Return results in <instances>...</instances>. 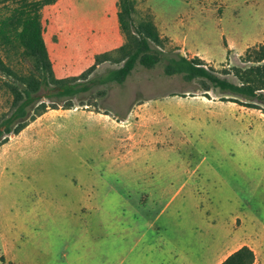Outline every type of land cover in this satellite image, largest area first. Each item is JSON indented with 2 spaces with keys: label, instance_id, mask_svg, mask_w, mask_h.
I'll return each mask as SVG.
<instances>
[{
  "label": "rangeland",
  "instance_id": "374dc122",
  "mask_svg": "<svg viewBox=\"0 0 264 264\" xmlns=\"http://www.w3.org/2000/svg\"><path fill=\"white\" fill-rule=\"evenodd\" d=\"M136 2L142 14L154 16L172 48L201 58L220 76L225 68L249 67L242 61L246 51L264 45V0ZM118 12L119 0H59L44 8V34L58 77L83 82L96 65L95 74L120 67L97 64L100 55L125 43ZM2 55L23 68L16 56ZM208 94L199 81L166 77L161 66L137 67L123 85L79 94L69 110L41 91L40 101L59 107L36 119L47 146L22 159V173L0 161V264H13L8 211L39 204L46 207V222L35 224L36 234L20 253L30 264H140L142 251L157 253L144 264H204L205 249L211 264H218L246 243L264 264V196L252 197L246 180L250 145L264 139V106L248 108L223 101L219 91ZM11 103L0 76V122ZM56 122L72 130L63 143L55 141L61 134ZM34 136L11 134L8 141L25 143ZM110 152L114 158L155 152L162 175L138 167L115 172ZM152 187L159 195L148 194ZM90 207L100 209L89 216ZM126 207L167 208L150 225ZM237 208L255 218L244 219Z\"/></svg>",
  "mask_w": 264,
  "mask_h": 264
},
{
  "label": "trees",
  "instance_id": "16d2710c",
  "mask_svg": "<svg viewBox=\"0 0 264 264\" xmlns=\"http://www.w3.org/2000/svg\"><path fill=\"white\" fill-rule=\"evenodd\" d=\"M59 0H0V76L3 88L12 98L11 113L0 122V147L9 135L20 134L31 122L45 114L49 107L40 101L41 91H49L50 98L65 102L63 109H73L72 100L95 87L123 85L137 67L163 68L166 77L181 76L188 83L199 81L202 94L209 98L210 91H219L230 101L248 108L264 106V45L250 48L242 57L247 68L230 67L220 76L208 68L199 57L190 58L171 47L163 37L150 13L142 14L136 0H119L118 22L125 43L97 58V64L110 62L119 65L102 74L96 67L82 76L83 82L57 76L46 42L42 11ZM14 56L21 61L22 69L8 63ZM11 54V55H10ZM233 76L237 82L228 77ZM256 254L243 246L221 264H256Z\"/></svg>",
  "mask_w": 264,
  "mask_h": 264
},
{
  "label": "crops",
  "instance_id": "0c3cea01",
  "mask_svg": "<svg viewBox=\"0 0 264 264\" xmlns=\"http://www.w3.org/2000/svg\"><path fill=\"white\" fill-rule=\"evenodd\" d=\"M109 117V116H107ZM111 119V117H109ZM122 121H128V120H122ZM150 121H152L150 119ZM117 126H121L120 123H116ZM53 127L60 128V135L58 138H55V141H59L60 143H63V139L72 132L71 128L68 127L67 122L63 124H56L53 125ZM45 130L38 129L37 127V120L31 122L21 133L25 134H32L35 133L36 136L34 138H30L29 140H26L25 143L23 142H15L13 140L8 141L6 144L2 145L0 147V161L1 162H8L10 166L13 168L15 172L22 173L24 169V164L22 162V159L26 157H36L38 155V151L46 145V143L43 141V137H45ZM115 132L114 129H110L111 135ZM37 137V138H35ZM47 146V145H46ZM30 149L29 151H24V149ZM250 148L252 149V154L248 155L246 158L248 159V175L246 177L247 180V187L251 194V196L256 197L258 195L264 196V139H260L258 141L252 142L250 145ZM155 153V152H154ZM144 154V153H136V154H124L122 156H119L117 158H114L113 153L108 154V160L110 161V165L113 167V171L115 172H126L129 169H136L138 168H145L146 170H152L156 174L162 175L161 168L156 167L154 164L153 159H155L157 156H159L157 153L154 154ZM189 176V174H188ZM16 177L14 174V177L10 179L8 176L6 177L7 180L11 181ZM190 177V176H189ZM29 177H24L23 181L26 183L29 182ZM78 184V178L76 179ZM76 186L78 187V185ZM159 191L156 188H151V190L148 192L150 195H156ZM246 208H249L251 206L249 203H243ZM79 208L77 207V211ZM127 210L134 215V217L137 219H145L150 225H153V223L164 214L167 207H126ZM100 209V207H90L88 209L89 216L95 215L96 212ZM76 211V212H77ZM156 211L155 217H153V212ZM10 215H8V219L6 222L7 227V233L9 238L11 240L8 242L10 243V253H11V260L13 264H30L27 261L24 260V258L21 257L20 253L22 251V247L25 246V244H29V241L31 238L34 237L36 234L35 230V224H43L46 222V207H41L39 204L38 207H25L22 211H16L15 207H13L10 211H8ZM245 212L244 210L237 208L235 210V214H241ZM134 213V214H133ZM244 219L253 220L255 218L254 216L244 213ZM130 216V217H131ZM126 217V216H125ZM124 217V218H125ZM154 218V219H153ZM254 235V234H252ZM235 241H233L234 243ZM243 246H249L252 248L249 244H242L232 252H230L228 256H230L235 251L239 250ZM253 249V248H252ZM254 250V249H253ZM162 252L164 255H168L169 251L166 249H162ZM256 254V264L259 263V256L257 255L256 251L254 250ZM157 253H148V252H141L136 257V260H140V264H144L147 260H150L154 257H156ZM211 253H209L205 249V257L203 258L204 264H211ZM225 258V259H226ZM224 259V260H225ZM260 259H264V253L263 257H260ZM223 260V261H224ZM223 261L219 262L218 264H221Z\"/></svg>",
  "mask_w": 264,
  "mask_h": 264
}]
</instances>
